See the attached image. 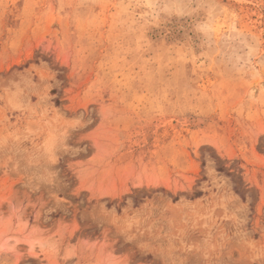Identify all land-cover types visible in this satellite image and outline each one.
<instances>
[{"label": "rangeland", "instance_id": "rangeland-1", "mask_svg": "<svg viewBox=\"0 0 264 264\" xmlns=\"http://www.w3.org/2000/svg\"><path fill=\"white\" fill-rule=\"evenodd\" d=\"M0 264H264V0H0Z\"/></svg>", "mask_w": 264, "mask_h": 264}]
</instances>
